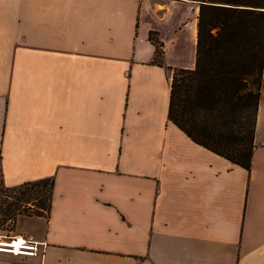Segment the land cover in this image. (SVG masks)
Wrapping results in <instances>:
<instances>
[{
	"label": "crops",
	"instance_id": "obj_1",
	"mask_svg": "<svg viewBox=\"0 0 264 264\" xmlns=\"http://www.w3.org/2000/svg\"><path fill=\"white\" fill-rule=\"evenodd\" d=\"M198 15L192 0H0V178L54 179L48 214L13 230L47 245L0 264H264V76L250 170L169 119Z\"/></svg>",
	"mask_w": 264,
	"mask_h": 264
},
{
	"label": "trees",
	"instance_id": "obj_2",
	"mask_svg": "<svg viewBox=\"0 0 264 264\" xmlns=\"http://www.w3.org/2000/svg\"><path fill=\"white\" fill-rule=\"evenodd\" d=\"M192 1L199 5L196 64L173 71L169 119L197 143L250 170L264 76V0ZM150 39L155 62L162 64L164 44L155 33ZM4 187L3 214L15 225L21 214L46 216L51 209L52 178Z\"/></svg>",
	"mask_w": 264,
	"mask_h": 264
},
{
	"label": "built area",
	"instance_id": "obj_3",
	"mask_svg": "<svg viewBox=\"0 0 264 264\" xmlns=\"http://www.w3.org/2000/svg\"><path fill=\"white\" fill-rule=\"evenodd\" d=\"M46 245V242L37 241L23 234H0V253L35 257Z\"/></svg>",
	"mask_w": 264,
	"mask_h": 264
},
{
	"label": "rangeland",
	"instance_id": "obj_4",
	"mask_svg": "<svg viewBox=\"0 0 264 264\" xmlns=\"http://www.w3.org/2000/svg\"><path fill=\"white\" fill-rule=\"evenodd\" d=\"M4 185L1 184L0 180V234H14L13 230L15 229V221L13 219L8 218V215L3 214V211L6 210L5 207V192ZM37 203V202H34ZM23 207V206H22ZM29 204L26 205V208L29 209Z\"/></svg>",
	"mask_w": 264,
	"mask_h": 264
}]
</instances>
